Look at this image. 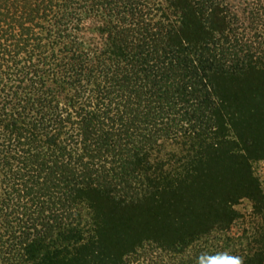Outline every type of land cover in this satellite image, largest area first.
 Wrapping results in <instances>:
<instances>
[{"label": "trees", "instance_id": "16d2710c", "mask_svg": "<svg viewBox=\"0 0 264 264\" xmlns=\"http://www.w3.org/2000/svg\"><path fill=\"white\" fill-rule=\"evenodd\" d=\"M150 1L0 0V264H128L144 241L125 215L134 209L172 219L185 247L227 230L234 197L263 200L249 164L262 138L238 133L239 154L221 133L264 115V0L238 12L226 0H166L161 16L144 13L159 10ZM100 9L117 17L85 47L82 15ZM188 16L201 39L185 33ZM181 135L183 166L152 163L160 142ZM220 152L214 168L208 155ZM229 171L240 182L222 190ZM258 229L228 253L264 264Z\"/></svg>", "mask_w": 264, "mask_h": 264}, {"label": "rangeland", "instance_id": "374dc122", "mask_svg": "<svg viewBox=\"0 0 264 264\" xmlns=\"http://www.w3.org/2000/svg\"><path fill=\"white\" fill-rule=\"evenodd\" d=\"M246 0H226V5L229 8L233 7L232 10L239 11L241 7L240 2H245ZM150 2L160 3L157 9L154 11L153 7L149 6V10L144 11V13L154 14V16H161L163 13H168L167 2L166 0H151ZM161 8V9H160ZM129 14V12H128ZM124 14V15H128ZM114 15V16H113ZM121 16V15H120ZM117 17V13L112 12L111 10L107 11L106 9H100V12L88 11L82 15L83 18V28L85 31L79 33L85 38V47H92V43L100 41L98 39V27L102 25L103 21H111ZM185 33H197L195 36L197 39H201V31L199 24L196 23L192 18L188 16L187 25ZM200 32V34H199ZM255 80V79H254ZM248 82V83H247ZM247 83V84H246ZM244 87L254 86L257 81H246ZM243 87V88H244ZM261 92L260 97H264V87ZM254 89V88H253ZM239 90V89H237ZM255 91H253L254 93ZM240 95V93H238ZM247 94V93H246ZM252 93L248 91L247 99H250ZM238 95V96H239ZM237 97V95L235 96ZM257 103L250 100L247 104L248 107H253ZM264 105V100L262 104ZM259 107V106H258ZM262 107V106H261ZM243 111H245L243 109ZM264 112V110H263ZM264 114V113H263ZM253 112L251 115H246V120L248 123H245L243 127H240L239 132L234 133L233 129L226 127L225 131L222 130L223 140L229 142L224 144L223 149L231 150L235 153H244L245 146L242 143L241 139L237 138V134L240 133L241 136L245 139L251 141H258L262 138L261 144L264 143V115H259ZM243 119V118H242ZM239 135V134H238ZM215 142H217L215 140ZM189 144L184 135L178 137V139L164 140L158 144L154 151H152L151 161L152 163L160 167L164 164L165 169H173L181 167L185 164L186 154L189 150ZM246 156V155H245ZM211 158L212 164L216 165L214 168L220 167L217 162L221 161L222 155L221 152L214 155H208L207 160ZM226 162H228L226 160ZM221 163V162H220ZM252 174L259 180V185L263 193V200L259 203L256 201L244 197L243 195L234 197L235 204L229 205L232 207V212L229 213V218L225 217V221H229L227 225V230L214 229L210 235L199 237L196 240L193 239V242L189 243L185 247L179 245L180 238L182 237L183 232H179L180 229L175 227L172 219H160V221L154 220L147 213L146 207H140L137 213H127L129 219H131V231L132 236H135V233L138 232L141 234L140 237L144 236V241L140 245L143 247L136 248L135 253H132L127 257L128 264H196L197 258L201 253L216 254L220 252H229L231 249L227 248L231 244L234 249H242V247L247 246L252 243L254 240H259V237L263 234V231L258 229V227H264V150L262 156L257 160L249 161ZM226 168H229L228 165H223ZM233 171L227 173L228 179H234L229 181L227 187L220 185L222 190H228L231 188L236 189V184L240 182L238 177H235L239 174L237 172L232 174ZM231 176L232 178H229ZM229 187V188H228ZM232 192V191H230ZM227 192V193H230ZM232 199V198H231ZM85 207V206H84ZM106 213H113L114 207L106 206ZM83 210V209H82ZM121 211L120 209H118ZM105 213V212H104ZM83 214L87 217L91 214V211L85 207ZM134 214V215H133ZM170 215L174 218V213L170 212ZM210 221L212 222L214 218L209 215ZM213 219V220H212ZM174 220H176L174 218ZM256 229V230H255ZM143 234V235H142ZM146 237V238H145ZM150 237V238H148ZM158 239L162 245L155 244L153 240ZM150 239V240H148ZM152 240V241H151Z\"/></svg>", "mask_w": 264, "mask_h": 264}, {"label": "clouds", "instance_id": "9594fccd", "mask_svg": "<svg viewBox=\"0 0 264 264\" xmlns=\"http://www.w3.org/2000/svg\"><path fill=\"white\" fill-rule=\"evenodd\" d=\"M196 264H245L243 257L228 252L216 254L201 253Z\"/></svg>", "mask_w": 264, "mask_h": 264}]
</instances>
